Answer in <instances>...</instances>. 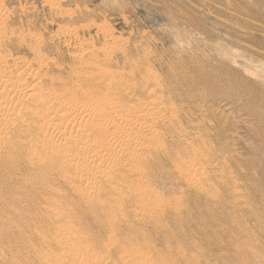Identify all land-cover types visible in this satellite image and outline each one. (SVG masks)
Returning <instances> with one entry per match:
<instances>
[{"label": "rangeland", "instance_id": "obj_1", "mask_svg": "<svg viewBox=\"0 0 264 264\" xmlns=\"http://www.w3.org/2000/svg\"><path fill=\"white\" fill-rule=\"evenodd\" d=\"M0 16H3L2 18L4 19L0 23L1 34L3 39L5 37L6 40H3L0 44V66L4 69L0 72V83L7 85L9 88L13 84L24 85L29 80V71L24 73L23 70H17V65L25 64L29 68L32 67L31 69H33L34 74L41 73L43 78L39 79V83H42L43 91L45 90L46 93L50 94L49 92H53L52 89L56 87L54 89L56 94H54L57 95L59 93L57 96L66 95L70 99L75 98V100L85 101L87 99H84L86 96L84 93L76 92L74 88H72L73 90L70 89L73 87L72 81H75L72 79V70L79 69L81 66L91 63V61L92 63L106 61L105 65H103L104 71L108 69V71L111 70L110 72L113 75L117 73V75L122 76V80L125 83L132 84L138 89L139 87L140 89L144 88L146 91L148 89L150 93L151 90H154L156 82L158 84L159 81L160 85H158L161 87L160 91L156 90L158 91L156 97L161 95L162 98L160 96L158 99L161 98L163 102L166 101L164 105L173 110H175L174 107L177 108L176 111L180 114L176 116L174 111L176 120L173 123L175 127L173 128L174 125L172 126L168 122L167 125L170 129H162L160 135L162 134L164 138L162 136L159 137L168 149L170 148L173 151V156L169 161H163L162 159L161 166L166 170L165 173L160 169L162 171L159 176L162 184L159 182L152 186L157 192L159 191L163 194L165 199L169 200L166 199L168 204L173 206V209L167 212V218L163 221L165 226L158 230H154L152 226L147 224L143 228L139 227L144 235H148H146L147 239L150 237L147 241L151 245V250L157 253L160 252L159 254L162 256V253H165V256H163L165 257V263L163 262V264H204L205 261L206 264H264V217H261V215L264 216V0H0ZM67 31H70L69 34ZM71 34L72 36L70 37ZM106 53L107 55L105 56L104 54ZM93 55H95V58ZM96 55H99V59ZM76 57H81V60L85 64L80 62L81 60H76ZM89 58L91 61H89ZM42 66L43 68H41ZM46 71L47 74H45ZM148 71L150 75L154 73L153 78L149 77L150 79H148ZM51 76L53 78L56 77V82L53 81L54 79ZM143 77H147L146 80L144 79L145 81ZM136 79L138 82H136ZM51 80L52 82H50ZM136 83L139 87L135 85ZM143 84L144 86H142ZM86 86L88 88L85 87L86 89L83 92L87 93V89H89L88 92L94 91V88L89 86V84ZM66 88L70 90L68 91ZM71 94L74 97H71ZM93 95H97V93ZM80 97L83 98L81 99ZM138 98L136 97L129 104L141 107L144 111L151 108L147 107V105L154 98L152 99L149 95L148 98L146 96ZM31 99L33 98L24 101L26 106L39 105L34 99ZM142 100L143 106L146 105V108L143 107L144 109L139 104V101L141 102ZM84 103H88V101ZM138 104L139 106H137ZM220 126L223 127L220 128ZM213 132L216 134L214 135ZM180 133L183 134L181 135ZM186 133L190 134V137ZM31 134L35 133L31 132ZM200 138L202 139L201 141ZM165 139L167 140L165 141ZM21 140H23L21 141L22 149L19 150L23 152V156H17L16 153L15 156L11 155L9 161L6 159V163L0 162V259L2 258L0 264H56L57 262H55L56 259L54 260L53 255H64L66 253V256L70 255L73 257L78 252V256H81L82 252L76 249L81 248L80 245H73L75 247L64 250L58 246L56 247L55 244L51 245V247L40 241L44 235L56 236L55 233L58 231L56 227L63 224L69 226L70 222H74L75 224L77 219L75 220L73 217H70L66 219V223H57L58 225L55 224L53 227H50L51 218L44 216L46 213L43 209L44 204L37 203L35 206L25 196L32 188L23 180L30 173H33V171L30 170L31 166L28 167V164L25 163L24 166L19 163V160L21 162L24 161L27 158V153L29 151L32 152V148L35 150L33 152L36 153L37 149L34 148V145H31V137H24ZM180 141L189 143L190 145L191 143L192 145L194 144L193 148L195 149H191L189 154L187 151L177 149L176 145ZM198 149L200 151L203 149L205 152H200ZM213 153L218 154L216 156ZM176 155L179 156V161H181V165L184 168L190 167L193 157L202 156L203 161H200L201 158L198 161L199 172L197 176L202 179L205 177L204 180H207L210 176L208 178L209 181L207 180L206 182L205 189H199L198 191L192 189L191 191L183 179L182 181L179 179L178 165L175 163L177 161H175ZM206 157L211 160L208 159L207 161ZM239 157L240 159H238ZM11 160L17 161L19 166L16 169L9 167ZM189 161L190 163H188ZM204 161H207L206 163L209 165ZM186 162L187 165H185ZM236 163H239V166ZM222 164L226 165L223 168L225 171L222 170L223 173L220 171L223 167ZM232 165H234L233 168H230ZM175 173L178 175H175ZM230 173L234 177L237 176V178H233ZM39 174L37 172L36 176L39 177ZM226 179L227 181L230 180L227 182ZM220 186H223L224 189ZM180 189L183 190L181 191ZM210 192L216 193L218 197L216 196V198ZM221 193L223 194L221 195ZM186 196L189 197L187 198ZM196 196H200V198ZM206 196L207 198H205ZM201 197L203 198L201 199ZM213 197L216 199L214 200ZM106 198L109 200L108 197ZM220 198L223 200L221 201ZM107 199L105 200L109 202L110 200L108 201ZM178 200L182 202H178ZM66 202L69 206L72 204L74 206L76 199L74 196H70L66 199ZM175 202L176 205L174 204ZM211 202L214 203L212 204ZM180 204L182 205L180 206ZM176 209L177 213L175 212ZM134 210H136V205H133L131 210L129 209V211ZM84 211L85 209L78 211V214H81L75 217L80 220L77 223V233L80 231L78 233L80 236L84 233L83 237L88 234L85 237L89 239L87 243L90 245L85 243V246L83 245L82 247L89 249L88 253L91 252L92 254H89L90 256L86 255V257L92 260L94 257H98L97 259L99 260H95L94 258L93 261L95 263L93 264H122L118 250L112 251L109 254L103 248L105 244L109 243V231L107 227L103 225H101L102 227L96 226L93 223H89L90 225L86 224L90 219L86 217L87 214ZM213 214L217 216H213ZM103 215L102 212L96 214L101 221L105 220ZM173 217L178 219L176 220ZM184 217H187V219ZM185 221L187 222L185 223ZM37 224H41L42 226L40 227ZM131 224H136V221H132ZM99 227L100 229H98ZM168 228L170 230H167ZM42 231H46L43 233V236ZM150 231H153L154 234ZM47 232L53 233L48 234ZM63 232L67 236L65 238L73 237L70 231L67 232L68 234L65 230L61 231V233ZM37 234L41 236L39 237ZM216 240L218 245L216 244ZM20 241L23 242L21 243ZM29 241L32 243L30 244ZM166 243L168 247L170 246L169 249L165 246ZM178 243L181 245L179 244L178 246ZM31 245L35 247H31ZM165 247L166 249H164ZM69 249H73V251ZM93 249L94 252L97 250L98 256H96L97 254L94 255ZM167 250H169L170 255L166 252ZM192 250L196 255H194V259H192ZM183 251L185 252L183 253ZM195 251L201 253L196 254ZM47 252L52 257L47 255ZM180 253L183 254L180 256ZM106 255L110 256V259H107ZM150 255L146 257V260L153 257V260L150 261L149 259V264L151 262L155 264V260L156 264L159 263L153 256V253H150ZM167 256H171V258L169 259ZM187 257L189 260H186L188 259ZM208 257L211 258L208 259ZM89 258L86 259L89 260ZM103 258L104 261L102 260ZM92 260L89 264H92ZM142 260H145V257ZM142 260H139V262L141 263ZM190 260L192 261L190 262ZM113 261L114 263H112ZM136 261L138 262V260ZM133 263L135 264V262ZM143 264H148V262L146 261Z\"/></svg>", "mask_w": 264, "mask_h": 264}, {"label": "bare ground", "instance_id": "obj_2", "mask_svg": "<svg viewBox=\"0 0 264 264\" xmlns=\"http://www.w3.org/2000/svg\"><path fill=\"white\" fill-rule=\"evenodd\" d=\"M2 17L3 16H0V23L4 20ZM1 31L2 30H0V44H1V42L3 40H5V37L3 39ZM69 32L70 31H67L68 34H69ZM71 36H72V34L70 35V37ZM90 49L93 51L92 48H90ZM104 55L106 56L107 53L104 54ZM93 56L95 58V55H93ZM96 56L99 59V55H96ZM76 60L80 61L81 57H79V58L76 57ZM92 60H94V59L92 58ZM100 60H101V58H100ZM89 61H91V59ZM80 62H83V60H81ZM105 62L106 61H104V62L103 61H101V62H93L92 63V61H91V63H89V64H85L83 62L85 65L81 66L79 69L72 70L73 67L71 68V70H72L71 74L73 76L72 79H74L75 81L71 80L73 82L72 83L73 87L70 86L71 87L70 89L74 88L76 92H81V94L84 93V95H86V96L84 97V95H83V97H84V99L85 98L87 99L85 101H88V103H84L85 101H82V100L81 101L75 100V98L74 99H70L66 95L65 96H57V95H59V93L57 95H55L56 93L54 92V89L56 87L55 88L53 87L54 88V89H52L53 92H49L50 94H48V92L46 93L45 90L43 91L42 83H39V79L43 78L41 73L40 74L39 73H35L34 74L33 69H31L32 67L29 68L25 64L17 65L18 66L17 70H23L24 73H27L29 71L30 76H29V80L26 81V83L24 85H22V84L14 85L13 84V86L9 88L7 85H4V84L0 83V150H1V152H0V162L2 161V162L6 163V161L7 160L9 161V159L11 158V155L15 156L16 153H17L16 154L17 156H21L23 154V152H20V150L22 149L21 148V141H23L21 139L24 138V137L25 138L31 137L30 143H31V145H34V148L37 149V153L33 152L35 150L32 148L33 149V150L31 149L32 152L29 151V153H27V155H26L27 158H25V160L22 159L24 161L21 162V160H19L20 161L19 163H21L22 165H24V163H25V164H28L27 165L28 167L31 166L30 170L33 171V173H30V174L28 173L29 176L24 178V180H23L24 182L26 181L28 183V185L32 188L29 191V193H27L25 196L34 205L37 204V203H39V204L43 203L44 204L43 205V209L47 213V214L45 213L44 216H49L51 218L50 219L51 222L49 223L50 227L51 226L53 227L57 223H66V219L70 218V217H73L75 220L77 219L75 224H74V222H70L71 224L69 226H67V224H63L61 226L56 227V230H58V231L55 233L56 236H54V237H52V235L51 236L50 235H44L43 236V233H45L47 230L45 232H43L44 230L42 231V236L43 237H42V240H40V241H43L44 244H47V245H50V246L55 244L56 247L58 246L59 248H62L64 250L67 249V248H70V247H75L73 245H76V246L80 245L81 246V248H76V249H79L82 252L81 256H78V252H77V255H76L75 251H74L75 255H73V257L70 256L68 253L67 254L70 257L66 256L65 255L66 253L63 252V253H65L64 255H53L54 260L56 259L55 262H57L59 264H89L91 262L92 259H90L89 257H86V255L88 256L89 254H92V253L91 252L88 253V251H90V250L86 249L85 247H82L83 245L85 246V243H87L88 242L87 240H89V239H87V237H85L88 234L83 237L84 233H83L82 236H80L78 234L80 232L79 230H78L79 232L77 233V225H78L77 223L80 222V220H79V218L75 217V216L81 214V213L78 214V211L85 209L84 212L87 214L86 217H88L90 219V221L87 222L86 224L93 223L96 226L102 227L101 225H103L104 227L105 226L107 227V230L109 231V237H108L109 243L105 244L103 246V248L109 254H111L112 251L118 250V252L120 254V260H121L122 264H134L133 262H135V264H141V263L143 264L146 261L149 264V259H150V261L153 260L152 259L153 257L148 258L146 260V257L148 255H150V253L151 254L153 253L154 254L153 256L155 257V259L158 260L157 262H159V263H157V264H163V262L165 261V259H164L165 257H163V256H165L164 255L165 253L161 252L163 254V256H162V255L159 254L160 252L159 253L153 252L151 250L150 243L147 241L150 237H148V239H147V237H146L147 234L145 233L146 235H144L140 231L139 227L143 228L144 226H146L145 224H147V225L152 226L154 228V230H158L159 228L165 226L164 225L165 223L163 221L167 218V212L171 211L173 209V206L168 204V202H167L168 199L166 198L167 199L166 200L164 198L163 194H161L159 191L157 192L155 189L152 188V186L155 183H159V182H160V184H162V182L160 181L159 174H160V172L162 170L166 173V170L163 168V166H161L162 165L161 164L162 163V159H163V161H166V160L169 161L172 158V156H173V153H172L173 151L170 148L168 149L166 144H164V142H162L160 140V138H159L160 136H162L164 138V136L162 134L160 135V131L162 129H170V127L167 125L168 122L170 123V125H172V126L174 125L173 126V128H174L175 127V124H174L175 122L174 121L176 120V117L174 115V111H175L176 116H177V114L179 115L180 113H177L178 111H176L177 110L176 107H174L175 110H173L172 108H169L166 105H164V103L166 101L163 102L161 100V98H162L161 95H160L161 96L160 99H158V97H160V96L156 97V94L158 93V91H160V87H161V86H159L160 85L159 81H158L159 85L157 84V82H156V84L154 83L155 84L154 90H151L150 93H149L147 88H146L147 91L144 88L140 89V87L137 85V83L135 85H137L139 87V89L136 86L132 85V84L129 85V84L125 83L124 80H122V76L117 75V73L115 74L116 76L111 74V72H110L111 70L108 71L107 68H106L107 71H104L103 65H105ZM77 64H79V62H77ZM42 65L44 66V64H42ZM43 66L41 68H43ZM45 66H46V64H45ZM47 69H48V67H47ZM3 70H4L3 67L0 66V72L3 71ZM148 70H151V69H148ZM45 74H47V71H46ZM147 74L149 75L148 79H150L149 77H152L154 75V73L152 75H150L149 71L147 72ZM147 74H146V76H147ZM60 75H62V74H60ZM45 76L47 77V75H45ZM48 76H49V74H48ZM155 76H156V74H155ZM0 77H1V75H0ZM55 78H53L54 80L53 79L52 80L55 81ZM146 78L143 77V80L144 79L146 80ZM156 79L158 80L159 78H156ZM52 80L50 82H52ZM57 80H59V79H57ZM68 80H69V78H68ZM157 80H154V81H157ZM136 82H138V80ZM147 82H149V81H147ZM59 83H61V82L59 81ZM62 83H64V82H62ZM68 83H70V82H68ZM87 84H89V86H92L94 88L93 92H91V91L88 92L89 89H87V93L83 92V90L86 89L85 87L88 88V86H86ZM66 85H67V83H66ZM67 86L69 87V85H67ZM142 86H144V84ZM157 89H158V91H156ZM68 91H67V93L69 94ZM65 92H66V90H65ZM44 93H46L47 95L44 94ZM72 93H73V91H72ZM95 93H97V95H93ZM60 95H63V94H60ZM71 95H72L71 97H74L73 94H71ZM148 95L152 99L153 98L154 99L149 103V105H147V107H151L150 109L148 108L147 111L142 110L141 107H136L134 105H130L129 104V102L131 103L136 97L142 98L143 96H146V98H148ZM75 97H77V96H75ZM29 98H33L37 102V104H39V105L38 106H36V105H34V106H28L27 105L26 106L24 101H26ZM33 99H31V100H33ZM142 102H143V100L141 102L139 101L140 106H142V108L143 107L146 108L145 107L146 105L143 106ZM27 103H29V102H27ZM90 103H92V104H90ZM139 104L137 106H139ZM144 104H146V103H144ZM184 115H187V114H184ZM181 118H182V116H181ZM184 118H186V117H184ZM183 120H186V119H183ZM180 123H181V119H180ZM224 126H226V125H224ZM222 127L220 126V128H222ZM183 129H184V127H183ZM206 129L208 130L207 127H206ZM176 130H177V128H176ZM213 130H214V128H213ZM197 131H198V129H197ZM31 132H34L35 134L32 135ZM200 132H201V130H200ZM216 133H217V131H216ZM180 134L182 135L183 133H180ZM206 134H207V132H206ZM213 134H214V132H213ZM197 135L199 136V134H197ZM163 138H161V139H163ZM188 139H190V138H188ZM192 139H194V138L192 137ZM166 140L167 139H165V141ZM201 140L202 139L200 138V141ZM220 140H221V138H220ZM183 141H184V138H183ZM235 141H236V139H235ZM170 142H169V144H170ZM212 142H213V140H212ZM185 143L186 142L180 141L176 145V148L180 149L181 151L182 150L187 151V153L189 154V151L191 149H195V148H193L194 144L192 145V143H191V145H190L189 143H186V144ZM196 143H197V141H196ZM213 143H215V142H213ZM228 144H227V146H228ZM173 146H175V145H173ZM198 146L200 147V145H198ZM204 146H206V144H204ZM214 148L216 149L215 145H214ZM203 149H201V151H204ZM198 150L200 151V149H198ZM205 150H206V147H205ZM211 151H213V150H211ZM210 154H212V153H210ZM213 154H216V153H213ZM217 154H216V156H217ZM178 155H179V153H178ZM178 155H176L175 161L176 160L177 161L175 163H177V165H178V170H179L178 174H179V177H180L179 179H181V181L183 179V181L185 182L186 186L191 191H192V189L193 190H197V191L199 189L200 190L201 189H205L206 182H207V180H208V178L210 176L207 178V180H204V178H205L204 176H203L204 177L203 179L202 178H198V176H197V173L199 172L198 171V166H199L198 161H199V159L202 156L201 155H198V156L195 155L197 157L196 158L193 157V159H191L190 167H188V168L185 167L184 168L181 165V161H179V156L180 155L179 156ZM254 156H255V154H254ZM204 157H203V159H204ZM207 157H209V156L207 155ZM207 157H206V159H207ZM220 157H221V155H220ZM233 158H234V156H233ZM208 159H207V161H208ZM238 159H240V157ZM180 160H182V159L180 158ZM201 160H202V158L200 159V161ZM209 160H211V159H209ZM217 161H219V160H217ZM204 162H203V164H204ZM250 162H252V161H250ZM188 163H190V161ZM241 163H242V161H241ZM21 164H20V166H21ZM166 165H168V164H166ZM185 165H187V162H186ZM207 165H209V164H207ZM234 165H232V167H230V168H233ZM18 166L19 165H18L16 160H11L9 162V167H11V168H15L16 169ZM224 166H226V165H223V167H222V169H220V171L224 170L223 169ZM203 167H205V166H203ZM251 167H253V166H251ZM212 168H213V166H212ZM234 168H236V167H234ZM160 169H162V170H160ZM218 170H219V168H218ZM215 171H216V173H218L217 170H215ZM228 171H229V169H228ZM245 171H244V173H245ZM263 171H264V169H263ZM37 172L40 173L39 177L36 176ZM200 173H201V170H200ZM222 173H223V171H222ZM244 173H243V176H244ZM251 173H253V172H251ZM20 174H21V172H20ZM178 174L175 173V175H178ZM258 174H259V172H258ZM30 175H32V176H30ZM230 175H231V173H230ZM200 177H202V176L200 175ZM232 177L233 178H235V177L237 178V176H235V177L232 176ZM175 179L177 180V178H175ZM227 179H228V177H227ZM227 179H226V181H227ZM211 181H212V179H211ZM247 181H249V180H247ZM255 181H256V179H255ZM257 181H259V180H257ZM221 182H222V180H221ZM250 182L252 183V180ZM253 183H254V181H253ZM229 184H228V186H229ZM234 185H236V184H234ZM220 187L223 188V186H220ZM239 187H238V189H239ZM226 188H225V190H226ZM180 190L182 191L183 189H180ZM38 191H40V192H38ZM249 191H251V190H249ZM222 192L224 193V191H222ZM198 193H200V192H198ZM201 193H203V192H201ZM210 193H212V192H210ZM213 193H214V191H213ZM223 193H221V195ZM175 195H178V194H175ZM187 195H189V194L187 193ZM213 195H215V197L217 196L216 193L213 194ZM236 195H238V194H236ZM70 196H74L75 199H76V203H75L74 206H73V204L69 206V204L66 202V199L69 198ZM178 196H175V197H178ZM106 197H108L110 201ZM190 197H191V195H190ZM198 197L200 198V196H198ZM202 198L203 197H201V199ZM205 198H207V196ZM216 198H214V200ZM105 199H107L109 202H107ZM179 200H178V202H182V201H179ZM198 200H200V199H198ZM220 200H221V198H220ZM209 201H207V202H209ZM221 201H220V203H221ZM183 202H184V200H183ZM174 204L176 205V202ZM250 204H249V207H250ZM133 205H136V210L129 211V209L131 210ZM181 205L182 204H180V206ZM184 205H186V204H184ZM190 205H192V204H190ZM223 205H224V203H223ZM251 207H254V206H251ZM185 208H187V207H185ZM239 208H240V206H239ZM133 209H134V207H133ZM29 210H31V209H29ZM180 210H182V209H180ZM239 210H241V209H239ZM193 211H195V210H193ZM100 212H102L104 214L103 215V218H105L104 221L103 220L101 221V219L98 216H96V214L97 213L99 214ZM175 212L177 213V209H176ZM254 212H255V209H254ZM195 213H196V211H195ZM197 215H199V214H197ZM202 215H204V214L202 213ZM252 215H254V214H252ZM213 216H217V215L213 214ZM239 216H241V215H239ZM177 217H179V216H177ZM187 217H184V218L187 219ZM261 217H264V216L261 215ZM173 218H176V217H173ZM46 219H48V218L46 217ZM171 219H170V221H172ZM177 219L178 218H176V220ZM40 220H41V218H40ZM150 220H152V221H150ZM132 221H136V224H131ZM186 222L187 221H185V223ZM39 223H40V221H39ZM169 223L171 224V222H169ZM41 224L40 225L37 224V225H39L41 227L42 226ZM223 224H224V222H223ZM28 225H30V224H28ZM171 225H170V227H171ZM133 226H137V227H133ZM261 226H262V224H261ZM40 227H39V229H40ZM100 227L98 229H100ZM197 227H199V226H197ZM126 228H127V230H126ZM171 228H173V227H171ZM36 230H37V228H36ZM63 230H65L66 233L68 231H70L71 235L73 234L72 235L73 237L65 238V236H66L65 233L64 232H63L64 234L61 233V231H63ZM167 230H170V229L168 228ZM30 231H31V229H30ZM150 232L152 233L153 231H150ZM36 233H37V231H36ZM47 233L50 234V233H53V232H50V233L47 232ZM93 233H94V231H93ZM218 233H219V231H218ZM153 234H154V232H153ZM173 234H172V236H173ZM201 234H202V232H201ZM257 234H259V233H257ZM38 236L40 237L41 235H38ZM90 236H93V235H90ZM172 238H174V237H172ZM8 240H10V239H8ZM153 241H154V239H153ZM159 241H160V239H159ZM20 242L22 243L23 241H20ZM29 242H30V244L32 243L31 241H29ZM205 242H203V243H205ZM179 244L180 243H178L177 245L179 246ZM216 244L218 245L217 240H216ZM88 245H90V244H88ZM174 245H176V244H174ZM160 246H161V244H160ZM165 246H167V243H166ZM207 246H208V244H207ZM31 247H35V246L31 245ZM91 247H92V245H91ZM154 247H156V246H154ZM169 247H168V249H169ZM251 247H250V249H251ZM176 248H178V247L176 246ZM263 248H264V246H263ZM73 249L72 250L69 249V250L73 251ZM164 249H166V247ZM164 249H163V251H164ZM182 249H184V248H182ZM34 250H36V248H34ZM156 250H157V248H156ZM80 251H79V253H80ZM92 251H93L94 255L97 254V252H96L97 250L95 251L96 253L94 252V249ZM166 252H168L169 255H170L169 250H167ZM173 252H176V251H173ZM184 252L185 251H183V253ZM192 253H193V250H192ZM198 253L196 252V254H198ZM105 254H107V253H105ZM172 254L174 255V253H172ZM182 254L180 253V256ZM43 255H45V254H43ZM43 255H42V257H43ZM47 255H50V254H48V252H47ZM100 255L102 256L101 253H100ZM194 255L195 254L193 253V258L192 259H194ZM96 256H98V254ZM188 256H192V255H188ZM38 257H40V256H38ZM109 257L110 256H107V259H110ZM144 257H145V260H142V259H144ZM167 257H169V256H167ZM86 258H89L90 261L87 260ZM94 258H93V260H94ZM97 258H95V260H99ZM170 258H171V256L169 257V259ZM209 258H211V257H208V259ZM5 259H8V258H5ZM39 259H41V258H39ZM102 260L104 261V258ZM136 260H138V262ZM139 260H142L143 262L141 261V263H140ZM186 260H189V258L186 259ZM36 261H38V260H36ZM103 261H101V262H103ZM191 261L192 260H190V262ZM203 261H205V260L203 259ZM32 262H34V261H32ZM154 262L156 264V260ZM179 262H181V261H179ZM260 262L262 263V261H260ZM93 263H95V261H93L92 264ZM106 263H109V262H106ZM112 263H114V261ZM218 263H220V262H218ZM150 264H152V262ZM187 264H189V263H187ZM204 264H206V261H205Z\"/></svg>", "mask_w": 264, "mask_h": 264}]
</instances>
